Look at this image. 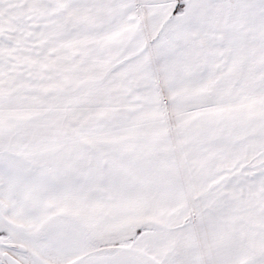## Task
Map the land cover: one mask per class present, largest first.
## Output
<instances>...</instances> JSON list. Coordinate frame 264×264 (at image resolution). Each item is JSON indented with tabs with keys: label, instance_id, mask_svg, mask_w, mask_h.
<instances>
[{
	"label": "snow or ice",
	"instance_id": "obj_1",
	"mask_svg": "<svg viewBox=\"0 0 264 264\" xmlns=\"http://www.w3.org/2000/svg\"><path fill=\"white\" fill-rule=\"evenodd\" d=\"M0 264H264V0H0Z\"/></svg>",
	"mask_w": 264,
	"mask_h": 264
}]
</instances>
